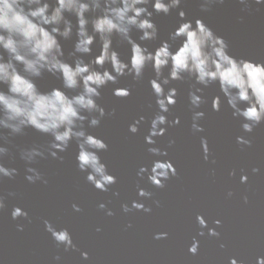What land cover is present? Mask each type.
I'll use <instances>...</instances> for the list:
<instances>
[{
    "label": "water",
    "instance_id": "obj_1",
    "mask_svg": "<svg viewBox=\"0 0 264 264\" xmlns=\"http://www.w3.org/2000/svg\"><path fill=\"white\" fill-rule=\"evenodd\" d=\"M148 7L151 11V5ZM180 7L186 19L201 18L215 34L222 36L229 44L231 55L264 61V0L247 7L239 0H223V3L213 4L207 12L201 11L199 0H182ZM70 18L75 22L74 17ZM152 19L158 28V38L142 42L149 50L161 40H167L169 32L179 22L176 9L167 15L154 13ZM139 34L135 29L131 32L133 39ZM74 40L73 35L60 41L69 62L68 53L72 51ZM178 44L179 41L173 43V50ZM112 46L122 60L128 59L130 50L126 42L114 36ZM92 47V55L97 54L98 43ZM164 74L167 75V69ZM153 75L148 66L138 81L123 76L116 85L108 84L100 89L97 103L105 108L106 115L95 128H88L87 121L84 122L87 131L108 144L106 151L99 152L108 171L117 177L108 192L99 191L84 180L85 173L75 165L77 146L74 141L66 151L59 153L62 161L47 153L37 158L30 166L38 169L48 182L29 183L25 179L26 162L20 158V150L46 146L51 137L30 127L16 135L2 130L5 139L0 140V144L8 148L2 162L6 167L16 168L17 173L11 179L5 177L0 181V195L5 197L6 205L0 210V264H227L229 256L242 259L245 264H255L257 256H264V123L245 134L226 104H222L219 112L205 104L195 109L205 113L199 121L204 132L193 133L190 128L192 110L187 100L192 81L171 82L170 86L177 88L178 95L168 119L179 117L180 122L167 127L163 136L156 137L155 146L168 148V139L175 140L168 148L167 158L174 163L177 176L166 181L163 188H156L136 176L140 165L148 166L154 159H163L148 153L151 145L144 141L149 121L157 110L148 86ZM35 82L41 91L61 86L60 80L49 73ZM114 87H128L131 94L116 97ZM217 94L216 85L203 92L209 100ZM113 109L115 111L108 115ZM140 116L145 119L138 125L137 133H130L128 125ZM237 135H245L251 145L237 144ZM200 136L208 139V161L203 159ZM253 167L259 171L252 173ZM232 169L236 171L235 176L228 175ZM241 170L248 175L243 184L239 182ZM137 183L151 191L152 197H138ZM229 190L231 196L227 194ZM113 191L119 195H113ZM9 192L15 195L9 196ZM134 199L142 201L151 211L124 212L121 203L130 204ZM153 201H159V206ZM101 202L112 210V216L106 215V209L98 208ZM72 203L79 205L81 211H74ZM14 205L28 211L29 219L13 220L10 211ZM196 213L203 215L207 225L216 228L220 236H208L206 228L203 237L197 236ZM44 219L58 227H67L77 249L64 251L62 245L58 247L45 231ZM216 219L221 221L219 226L212 223ZM17 224L23 225L22 231L17 229ZM97 228L100 231H96ZM156 232L168 235L154 239ZM193 236L200 241L195 255L187 251ZM221 243L223 248L219 246ZM80 251L88 252L87 260L80 256ZM55 256L60 260L56 261Z\"/></svg>",
    "mask_w": 264,
    "mask_h": 264
},
{
    "label": "clouds",
    "instance_id": "obj_2",
    "mask_svg": "<svg viewBox=\"0 0 264 264\" xmlns=\"http://www.w3.org/2000/svg\"><path fill=\"white\" fill-rule=\"evenodd\" d=\"M252 2L260 4L262 0H239L246 7ZM215 3H223V0H199L202 12L209 11ZM181 4L182 0H0V140L5 139L4 129L8 130V135H16L29 127L51 137L46 146L20 150V158L26 162L25 179L29 183L48 182L38 169L30 166L37 158L47 153L62 161L63 156L59 153L66 151L74 141L77 146L76 168L85 173L87 183L99 191L108 192L117 182V177L108 171L99 156V152L108 149V144L87 131L84 122L87 121L88 128H95L106 115L105 108L97 103L100 89L108 84L116 85L123 76H131L138 81L148 66L154 74L148 86L157 110L149 121L144 141L151 145L147 148L148 153L163 159H154L148 166L140 165L136 176L156 188H163L166 181L177 176L174 163L167 158L168 148L175 140L168 139V148L155 146L156 137L163 136L167 127L180 122L179 117L168 119L178 95L177 88L170 86L171 82L192 81L187 100L192 110L190 128L193 133L204 132L199 121L205 113L195 109L205 104L216 112L226 104L245 134L252 133L264 123V61L231 55L228 42L215 34L201 18L186 19ZM172 9L177 10L178 25L169 32L167 40H161L158 46L149 50L142 42L158 38L153 14L167 15ZM70 17H74L75 22ZM133 29L140 33L137 39L131 35ZM73 35L75 40L72 51L68 53L69 62L60 41ZM114 36L129 45L127 60H122L120 53L113 48ZM176 41L179 44L173 50ZM97 43L98 53L92 55V46ZM165 69L167 75L164 74ZM44 73L59 79L61 86L41 91L35 81ZM211 85L218 87L219 94L209 100L203 92ZM68 92L74 94L69 95ZM130 94L128 87L113 88L116 97L124 98ZM144 119L140 116L134 120L128 125V131L137 133L138 125ZM199 140L203 159L208 161V139L200 136ZM235 140L240 145H251V140L245 135H237ZM7 152L8 148L0 144V181L5 177L11 179L17 173L16 168L6 167L2 162ZM258 171L257 167L251 169L252 173ZM228 175L235 176V169ZM247 180L248 175L241 170L239 182L243 184ZM136 193L145 199L153 195L139 183ZM227 194L231 196V190ZM8 195L15 194L9 192ZM113 195L119 193L113 191ZM243 199L247 202L248 198L244 196ZM153 203L159 206V201ZM5 207V197L0 195V210ZM71 207L76 212L81 211L76 203ZM120 207L124 212L132 209L151 211L150 207L135 199L130 204L121 203ZM98 208L106 209V205L101 202ZM106 215L112 216V210L106 209ZM10 216L13 220L29 219L28 211L16 205L11 208ZM195 221L197 236L203 237L205 228L208 236H220L216 228L207 225L200 213H196ZM212 223L219 226L221 221L216 219ZM43 224L58 247L62 245L64 251L77 249L67 227H58L48 219H44ZM16 227L23 230L22 224ZM167 235V232H156L153 238L162 239ZM199 244L200 241L193 236L187 251L197 254ZM219 246L223 248L224 244ZM80 256L87 260L88 252L80 251ZM54 259L59 261L60 257L55 256ZM227 264H245V261L229 256ZM255 264H264V256H257Z\"/></svg>",
    "mask_w": 264,
    "mask_h": 264
}]
</instances>
